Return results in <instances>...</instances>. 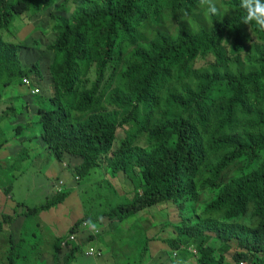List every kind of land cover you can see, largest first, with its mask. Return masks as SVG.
Masks as SVG:
<instances>
[{
  "label": "trees",
  "instance_id": "1",
  "mask_svg": "<svg viewBox=\"0 0 264 264\" xmlns=\"http://www.w3.org/2000/svg\"><path fill=\"white\" fill-rule=\"evenodd\" d=\"M57 3L0 0V106L4 90L25 86L27 76L34 122L65 174L51 200L18 203L13 215L2 214L0 235L4 221L10 228L9 264H73L107 234L125 250L120 258L134 256L136 264H158L149 252L153 241L169 250L159 256L178 254L172 264H264V31L240 22L239 0H220L229 11L207 21L198 0ZM54 5L62 14L51 10ZM181 10L188 11L190 26L174 35L160 28L162 17L182 21ZM49 11L51 43L31 36L30 45L5 40L4 32H23L10 29L17 20L41 19ZM148 19L157 34L143 39ZM35 50L51 54L46 71L40 59L31 66L21 59ZM198 57L212 58V65L193 68ZM8 111L14 109L2 112ZM25 130L16 128L18 135ZM100 171L116 193L114 181L128 182L133 197L107 200V209L87 213L66 237L56 236L42 215L68 200L65 179L72 175L82 183ZM146 215L157 223L145 229L140 222H150ZM89 219L98 230L85 229ZM18 223L22 235L15 242L11 230ZM72 234H79L75 241Z\"/></svg>",
  "mask_w": 264,
  "mask_h": 264
},
{
  "label": "rangeland",
  "instance_id": "2",
  "mask_svg": "<svg viewBox=\"0 0 264 264\" xmlns=\"http://www.w3.org/2000/svg\"><path fill=\"white\" fill-rule=\"evenodd\" d=\"M63 1L65 0H58L57 6ZM55 6L56 5H54V8H52L51 10H53L56 15L62 14L60 11L55 10ZM71 8L73 9V5H71ZM50 14V11L46 12L45 16H42L41 19L36 17V19H33L32 21L30 20V18L24 19L22 21L15 20L16 22H14L13 26L10 29L16 31L20 29V31L23 30V32L21 33V35L17 34L18 38L16 37V35H13L12 37L7 36L6 32H4L3 34L5 40L15 44L24 41L26 45H30L26 37L31 36V38L34 39L43 38L45 44L51 43L54 39V34L51 30L53 19H51ZM162 18L164 20L160 28L168 32V34L170 35L176 34V30L182 27L183 24L190 26L192 22V19L189 16L182 21H180L175 16H166ZM200 18L206 21L208 20V16H206L204 13ZM37 27L44 29V35L36 29ZM157 28L158 26H155L152 19L146 20V22L142 24L140 30L141 34L143 35V39L154 37L157 34ZM32 53L33 54L30 56H28L26 52L22 53L21 59L23 60L25 65L31 66V63L33 61L34 63L39 62L38 59H40L41 66L46 71L48 63H50L52 60L51 54L48 51L39 52L37 50L33 51ZM211 62L212 58L210 57H198L192 62V66L195 69L209 68L212 65ZM24 79H28V77L24 76L23 80ZM26 85L27 84H25V86ZM25 86L12 85L6 88L3 93L4 101L3 99L2 101L4 103V106L2 110L8 108L9 110L14 109V111H8L7 113H4L2 111L0 112V144L5 142V146H11L10 148H0V176H3L0 180V222H3L1 221L2 214H14V209L18 203H26L28 206L34 207L36 205L46 203L48 200H51L50 198L55 193L54 190H56V192H59L58 187L53 186V192H51L50 195H47L48 191L51 189V180H53L54 184L60 179L59 177H56L54 179L53 177L49 178L45 175L47 173L45 167L48 166L49 157L42 156L38 161H36L33 157L32 151H30L28 148L29 145H24L26 144V142L22 140V138H24L25 136L28 137L34 134L38 135L39 138L41 136L40 126L38 123L34 122L33 111L35 109H31V107H28L29 110L27 109V102H25L24 97L20 98L18 96H13V90H16L17 92H22L27 98H29L30 96L26 93L27 90ZM44 96L49 97L47 93H44ZM18 126L26 128L22 135L17 134L16 128ZM123 134L124 130H119L118 138L123 137ZM40 139L42 140V138ZM35 140L36 139H32V141ZM42 142L44 141L42 140ZM13 146L16 147V151L11 154ZM24 148H26V150L28 151L24 152ZM31 148H33L32 145ZM52 162L55 163L56 161L53 160ZM4 168H8L11 173L5 175ZM35 168H38L39 170L37 171L35 170ZM67 168L68 170L74 171L73 166L67 165ZM101 171L103 170L101 169ZM101 171L93 175L91 178L83 181L82 183H78L77 179L72 175V177L68 176L67 179H65L68 186L65 190H72L68 200L65 202V204H61L53 208L47 214L44 213L42 215V220L44 221L43 223L45 225H49L51 232H53L56 236L66 237L71 226L74 225L77 220L85 218L87 213L92 212L94 215H96L98 213V210L107 209V207L105 206V202L107 200H111L112 202L116 200V203H123L133 197V189L128 184V182L124 181V179H117L116 181H114L115 184L119 187L117 188L118 191L116 193V191L112 190L110 186L107 185V181L110 180L109 177L102 176ZM16 172L18 174H16ZM70 172L72 171H69V173ZM11 174L20 177L18 178V180L11 179ZM11 182L13 184L12 188L9 187ZM5 188L10 189V195H7L5 193ZM111 191L114 192V195ZM117 195L120 197L119 199H116ZM93 207L94 210L91 211V208ZM162 216H164V214H162ZM146 217L150 222L155 221L154 215H146ZM4 222L5 223L3 228L6 229H4L3 231H6V233L0 235V264H9L10 260L6 259L8 258L9 253V250H6V245L9 244V242L6 241L8 239L6 234L8 233L10 228L7 226V222ZM161 226L162 224L157 225L155 230H161ZM81 234L82 233H80V235ZM110 238L112 240L113 236H110ZM107 240L109 239L107 238ZM107 240H100V243L98 242L96 245H99L102 249H104ZM162 248L163 246L159 244V249H157L156 252L163 250ZM88 249H86V252L85 250L80 252L78 254L79 257L76 258L73 264H109L107 263L109 261H114V264H121L122 262L126 261H130L131 264H136V259L134 256H131L134 260L120 258L121 254L124 255L122 251L120 254L110 256V254H107L106 249L104 256L101 259H91L90 257L86 256ZM188 253L195 254V251L191 249L188 251ZM173 256L174 257H170V259L168 260V264H172V261L178 258L175 256V254H173ZM227 258H230L229 254H227ZM186 264H188V262Z\"/></svg>",
  "mask_w": 264,
  "mask_h": 264
},
{
  "label": "crops",
  "instance_id": "3",
  "mask_svg": "<svg viewBox=\"0 0 264 264\" xmlns=\"http://www.w3.org/2000/svg\"><path fill=\"white\" fill-rule=\"evenodd\" d=\"M49 91V92H48ZM48 91H46V93L48 94V95H50L51 96V90L50 89H48ZM13 96H18V97H20V98H25V102H27V104H26V107H27V109L29 110V108L28 107H31V109H35L34 111H33V114H34V116H35V114H36V111H37V106L35 105V103L32 101V100H30L29 98H27L26 96H25V94H23L22 92H17L16 90H13ZM3 98H4V96H3ZM3 101H4V99H3ZM3 101H2V103H1V106H0V112L1 111H7L8 110V108H6L5 110H2L3 109V106H4V103H3ZM26 109V110H27ZM27 110V111H28ZM19 116V115H18ZM20 118V117H19ZM12 121V120H11ZM36 137V138H35ZM41 138V137H40ZM39 137H38V135H36V134H34V135H31V136H28V137H24V138H22V140L23 141H25L26 142V144H24V145H26V146H28L29 145V150L30 151H32V153H33V157H34V159L36 160V161H38L42 156H44V157H49V159H48V166L47 167H45V170H46V176L47 177H53V179L54 178H56V177H58L59 175L61 176V177H63L65 174H64V170H63V168H62V165L59 163V162H57L56 161V159H55V157H54V155L50 152V150L47 148V146L44 144V142H42V140L40 139ZM32 139H36L35 141H32ZM24 145H23V147H24ZM31 145L33 146V148H31ZM5 147H8V148H10L11 146H5V144L2 146V148H5ZM13 150L11 151V154H13L16 150V147H14L13 146V148H12ZM25 149V151L24 152H26V151H28V150H26V148H24ZM56 161L55 163H53L52 161ZM8 168H4V171H5V175L6 174H8V173H11V171L8 169ZM35 170H39L38 168H35ZM16 174H18L17 172H16ZM62 174V175H61ZM3 176H0V180H1V178H2ZM10 177H11V179H15V180H18V178L20 177V176H14V174H11L10 175ZM52 182L50 183V187H51V189L48 191V193H47V195L49 194H51V192H53V186H55L56 185V183H54L53 184V180H51ZM12 186H13V184H12V182H11V184L9 185V187H11L12 188ZM14 190V189H13ZM13 190H12V193H13ZM45 214H47V213H45ZM107 223V222H106ZM155 223H157V222H140V224H141V226H143L145 229L146 228H149V227H152V225L151 224H155ZM45 225V224H44ZM105 226H106V224H104ZM47 226V228L49 229V230H51L50 228H49V225H46ZM10 231V230H9ZM12 233L14 234V236H15V238H16V241L15 242H19V240L21 239V235H22V233H21V230H20V225H19V223L17 224V226H15V227H13L12 228ZM106 234V233H105ZM8 236V239L6 240L7 242H9V244H7L6 245V250H9V249H12V244H11V241H10V236H9V233L7 234ZM111 235V234H110ZM110 235L109 234H107L106 236H105V239L107 240V238L109 239V240H107V242H106V246L104 247V251H103V253H102V255L104 256V253H105V249H106V251H107V254H110V256H115L116 254H120L121 253V251L123 252V253H125V250L123 249V248H119L117 245H115V244H113L112 243V241H111V238H110ZM154 234H152L151 236H153ZM59 237V236H58ZM100 242V241H99ZM102 244H103V241H102ZM159 244H161L162 246H163V250H161V251H157L156 252V250L157 249H159ZM102 246V245H101ZM99 245H97L96 246V248L99 250ZM167 247H166V245H163L162 243H160L159 241H153V242H151L150 244H149V252H150V254H151V257H152V259H153V261L157 258V259H159V261H158V264H168V260L170 259V257L172 258V257H174L173 256V254H175V256L176 257H178V254L177 253H171V252H169V254H167V256L165 257V256H159L160 254H162L163 253V251H165V252H167ZM164 252V253H165ZM102 256V257H103ZM79 257V255L77 254L76 255V258H78ZM101 257V258H102ZM100 258V259H101ZM112 259H114V258H112ZM177 259V258H176ZM96 260H99V259H96ZM75 262V261H74ZM107 263H109V264H114V261H109V262H107ZM125 264V263H124ZM147 264H150V263H147Z\"/></svg>",
  "mask_w": 264,
  "mask_h": 264
},
{
  "label": "clouds",
  "instance_id": "4",
  "mask_svg": "<svg viewBox=\"0 0 264 264\" xmlns=\"http://www.w3.org/2000/svg\"><path fill=\"white\" fill-rule=\"evenodd\" d=\"M197 7L203 9L206 16H221L229 11V8H221L220 0H198ZM239 7L243 10L240 22L246 25L255 24L258 30L264 31V0H239ZM189 15L187 10L180 11V19L184 20ZM222 15V16H223ZM212 28V23L209 25ZM227 43L226 40H222ZM84 227L98 230V223L91 219L85 221Z\"/></svg>",
  "mask_w": 264,
  "mask_h": 264
},
{
  "label": "built area",
  "instance_id": "5",
  "mask_svg": "<svg viewBox=\"0 0 264 264\" xmlns=\"http://www.w3.org/2000/svg\"><path fill=\"white\" fill-rule=\"evenodd\" d=\"M23 82L25 84H28L29 83V79H24ZM39 88H36V89H33L31 91L32 95H37L39 93ZM79 234H72L70 237H69V240L70 241H75L77 239ZM87 255L91 256V257H100L102 254L101 252L95 248V247H89V249L87 250Z\"/></svg>",
  "mask_w": 264,
  "mask_h": 264
}]
</instances>
